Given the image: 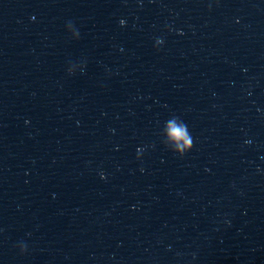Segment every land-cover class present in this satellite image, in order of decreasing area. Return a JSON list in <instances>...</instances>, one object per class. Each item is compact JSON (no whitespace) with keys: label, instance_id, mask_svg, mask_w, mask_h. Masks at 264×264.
<instances>
[{"label":"water","instance_id":"95a60500","mask_svg":"<svg viewBox=\"0 0 264 264\" xmlns=\"http://www.w3.org/2000/svg\"><path fill=\"white\" fill-rule=\"evenodd\" d=\"M0 264H264V0H0Z\"/></svg>","mask_w":264,"mask_h":264},{"label":"clouds","instance_id":"9594fccd","mask_svg":"<svg viewBox=\"0 0 264 264\" xmlns=\"http://www.w3.org/2000/svg\"><path fill=\"white\" fill-rule=\"evenodd\" d=\"M167 131L169 140L175 145L181 157L191 150L193 140L187 125L182 120L172 117L167 121Z\"/></svg>","mask_w":264,"mask_h":264}]
</instances>
